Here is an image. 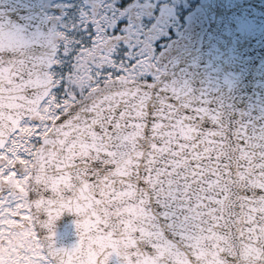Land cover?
<instances>
[{"label":"snow or ice","instance_id":"1","mask_svg":"<svg viewBox=\"0 0 264 264\" xmlns=\"http://www.w3.org/2000/svg\"><path fill=\"white\" fill-rule=\"evenodd\" d=\"M251 4L0 0V264H264Z\"/></svg>","mask_w":264,"mask_h":264},{"label":"water","instance_id":"2","mask_svg":"<svg viewBox=\"0 0 264 264\" xmlns=\"http://www.w3.org/2000/svg\"><path fill=\"white\" fill-rule=\"evenodd\" d=\"M251 10L258 13V11L264 7L262 0H252ZM43 215V214H42ZM75 219L74 213L64 212L55 222L56 246H69L72 242L77 239L75 226L72 221ZM111 264V262H110Z\"/></svg>","mask_w":264,"mask_h":264}]
</instances>
